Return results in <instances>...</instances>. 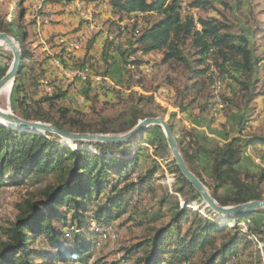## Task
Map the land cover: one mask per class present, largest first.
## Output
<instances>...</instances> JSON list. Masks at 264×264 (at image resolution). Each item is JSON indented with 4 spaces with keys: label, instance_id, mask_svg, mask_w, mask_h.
I'll return each instance as SVG.
<instances>
[{
    "label": "trees",
    "instance_id": "obj_1",
    "mask_svg": "<svg viewBox=\"0 0 264 264\" xmlns=\"http://www.w3.org/2000/svg\"><path fill=\"white\" fill-rule=\"evenodd\" d=\"M107 4L110 12L116 16L111 23L115 36L103 44L99 62L90 63L89 58L87 67L84 68L82 64L80 71H94V75L107 77L115 68L117 58L122 67L124 64H142L141 61H127V52L141 56L160 52L162 64L173 63L188 72L186 80L189 85L185 86L184 91L185 94L193 92L194 98L190 103L195 102L205 84L212 87L216 77L236 84L243 101L235 106L241 112L236 124L242 131L246 109L259 96L253 90V83L260 67V60L250 49V40L242 31L236 27L237 31L233 32L231 25L224 24L217 17L194 18L182 14L181 0H107ZM188 4L194 9L214 8L209 0H190ZM149 13L159 15V19L140 32L134 21L122 22L124 18ZM127 32L130 39L125 41L126 50H123L117 38L127 36ZM0 33L11 36L21 51L20 70L11 88L12 109L19 118L51 124L67 132L104 135L126 133L138 121L155 117L132 108L117 119L92 124L86 122L81 113L66 105V90L53 86L51 91H43L41 81L45 78L44 64L47 58L31 59L25 48V35L14 13L7 21L0 16ZM94 40L89 41L87 52ZM186 45H189V49L185 54ZM8 67L9 64L0 67V78ZM100 67L102 71L98 72ZM122 67L120 65L118 69L120 80H123ZM83 84L87 88L82 93H86L90 82L86 80ZM215 96L214 93L209 95V101ZM188 106L189 103L183 107L179 104L177 108L182 112ZM172 116L169 115L170 119ZM168 124L175 136L173 125L169 121ZM175 140L186 166L218 205L229 207L264 200V172L252 174L237 168L249 147L264 146V135L245 139L242 136L226 138L221 144L212 143L204 136L198 140L195 135L185 146L176 136ZM143 144L153 148L156 158H162L168 152L165 138L158 127H149L124 143H75L76 148L71 149L54 135L17 131L0 125V186L18 187L29 183L41 186L37 198L16 205L18 214L15 220L3 229L0 264H53L54 260L65 264H84L87 250H91L99 230L109 227L112 221L127 213L126 220L134 221L136 225L147 219V211L139 212L138 219L132 217L137 209L132 205L131 198L149 187L150 180L159 169L156 159L150 158L149 167L143 175L128 181L131 173L138 168ZM171 163L181 184L187 186L192 194L191 200L200 199L181 175L174 159ZM197 168H200L199 171H196ZM204 177L209 183L205 182ZM119 184L122 185L118 187ZM177 193L181 194L182 191L178 190ZM204 209L206 215L202 216L176 204L169 223L157 229L150 239L126 249L124 260H130L140 252L133 264H167L168 260L171 263L190 264L193 256L199 252L203 257L198 264H222L235 256L241 243L248 244L251 237L261 234L254 217L262 215V210L232 217L226 220L231 227L226 228L217 215L207 210L206 206ZM190 215L192 221L188 220ZM160 217L157 211L149 218L157 220ZM186 222L187 227L182 231L181 227ZM249 222L254 223L253 227H240ZM56 223L62 225L61 230L57 229ZM82 234L88 249L82 250V240L77 239ZM73 237L79 247L68 249L65 243L73 240ZM39 240H44L51 251L33 249L32 246Z\"/></svg>",
    "mask_w": 264,
    "mask_h": 264
},
{
    "label": "rangeland",
    "instance_id": "obj_2",
    "mask_svg": "<svg viewBox=\"0 0 264 264\" xmlns=\"http://www.w3.org/2000/svg\"><path fill=\"white\" fill-rule=\"evenodd\" d=\"M189 1L181 0L182 14H189L194 18L217 17L224 24L231 25L233 32L237 31V27L239 31H242L249 38V47L254 52L255 57L260 60L259 71L253 83V90L259 96L246 109L241 128L242 131H240V128L236 124L237 117L241 112L235 106H239L243 102L236 84L230 80H222L216 77L213 86L211 87L205 84L200 95L195 98V102L190 103L194 98V94L193 92L185 94L184 91L185 86L189 85L186 80V77L189 75L188 72L183 67H179L173 63L162 64V55L160 52H152L146 56H141L139 53L130 54L127 52L125 56L127 61H141L142 64L140 66L124 64L122 67V63L117 58L115 68L108 73L107 77L99 76V74L94 76V71H92L93 78L88 79L90 82L89 90L86 93L80 94L78 101L68 98V101L66 100L65 102L66 105L81 113L83 120L90 124L99 123L101 120L117 119L127 110L135 108L147 116L154 115L167 121V123L169 121L173 125L175 136L182 141V146H185V143L190 140V137L195 135L192 132L193 129L191 126L184 122L189 116L190 118L196 119L198 123L206 125V131L203 130L204 133L199 137H207L212 143L220 144L224 141L223 139H230L236 136H242L245 139L253 135H264V0H209L214 6L213 10L191 8L188 4ZM24 2L25 0H0V16L5 18L13 13L17 16L19 25L23 27L21 28L23 29L22 32L24 33L25 31L27 39L25 48L31 55L33 61L39 60L43 56L42 52H40V47L43 45L42 41L45 42L40 31L42 24H40L39 28L35 27L32 29L29 27L30 25L27 24V19L20 16L21 11L23 13L27 11V7L23 6ZM40 17L42 18V16ZM158 19L159 15L154 13H149L144 16L137 14L134 18L132 16L131 18H124L123 22L134 21L133 23L140 32L145 26L156 22ZM113 29L114 27L111 26L109 20L96 18L94 30L90 36L102 37L104 33L111 31L110 37L113 38L115 36ZM52 36L55 37L54 34ZM117 39L124 50L126 48L125 41L130 39V35L127 32V36H119ZM48 40L49 38L46 39V41ZM188 49L189 45H186L184 47L185 54L188 52ZM90 50L94 56L98 55L99 60L100 52L97 42ZM0 55L3 57L1 67L5 64L10 65L11 61L9 60L10 58L12 60V56L9 49L0 47ZM74 56L73 54L69 55L67 59L71 60ZM120 65L122 67L121 69H123V80L119 78L118 69ZM101 71L102 67L98 69V72ZM97 78H106L109 81L104 82L97 80ZM42 87L44 92H48L47 89L50 87V84H43ZM213 87L214 90L212 89ZM44 92L41 91V93ZM11 93L12 90H10L7 99L0 98V109L6 110L9 100L11 112L18 116L12 109ZM212 93H214V96L216 95V98L209 101L210 98L208 96ZM220 95L224 99L223 102ZM188 103L189 106L186 111L181 112L177 108L179 104L183 107ZM44 107L46 108V105ZM171 114L174 116L170 119L169 115ZM205 133L211 135L210 138ZM120 134L122 133H110L108 135ZM211 141L208 143H211ZM75 148L73 146L71 149ZM141 148L143 149V154L139 158L138 168L131 173L128 181L135 180L138 175H143L149 167L150 158H155L159 164L158 172L150 180L149 187L131 198L132 205L137 209L136 212L132 213V217L138 219L139 212L142 211H147L148 217L141 224H138V226L136 222L126 220L128 217L127 213L119 219L112 221L109 227L99 230V235L95 236L96 241L91 246L93 249L87 250L86 254L88 256L84 264H112L114 262L119 264H133L134 259L138 258L141 253H136L130 260H124V251L132 245L150 239L157 229L166 226L170 221L171 213L174 212L176 204L180 208H186L192 213L196 212L202 216L206 215L204 209L205 204L201 198L192 201V194L188 187L181 184L174 166L171 163L173 158L169 149L164 157L156 158L153 156L154 153L151 146L143 144ZM245 152L242 162L237 168L252 174H258L260 171L264 172V146H251ZM202 163L205 165V162L202 161ZM199 167L202 166L199 165ZM199 169L197 168L196 171H199ZM204 180L206 183H209V180L205 177ZM121 185L119 184L118 187ZM40 189L41 186L38 183L23 184L18 187L0 186V241L4 239L3 229L12 223L18 214L16 205L22 201L37 198ZM178 190H181L182 193H177ZM186 203L187 205L185 206ZM157 211L160 212L162 217L157 220H151L149 217ZM262 212V215H256L254 217L257 223L256 225L260 227L261 234L256 235L255 238L251 237L248 240V244L241 243L237 248L235 256L223 262L224 264H264V210ZM68 215L70 217V214ZM188 220L192 221V215L188 217ZM221 220L225 221L223 218ZM187 222L181 227L182 231L186 229ZM224 224L226 228L231 227L228 221H225ZM253 224L249 222L241 224L240 227L243 229L247 226L253 227ZM55 226L58 230L62 229L61 224L56 223ZM77 239L82 240V250L88 249V245L84 241V234ZM65 246L68 249L79 247L74 243V237L73 240L65 243ZM32 247L43 252L51 251L44 240L37 241ZM202 257L197 252L191 259L190 264H198L199 259ZM167 262V264H179L176 262L171 263L170 260ZM53 264L65 263L54 260Z\"/></svg>",
    "mask_w": 264,
    "mask_h": 264
},
{
    "label": "crops",
    "instance_id": "obj_3",
    "mask_svg": "<svg viewBox=\"0 0 264 264\" xmlns=\"http://www.w3.org/2000/svg\"><path fill=\"white\" fill-rule=\"evenodd\" d=\"M23 6L27 7V11L25 13L21 11L20 16L27 19V24L32 29L36 27L35 24L33 25L36 14L42 16L43 19L40 31L45 42L42 41L43 45L40 47V52L43 54L42 57L47 58V60L44 64L46 71L45 78L41 81V84H50V87L47 89L48 91H51L53 86L60 87L67 91V101L68 98L78 101L80 99L79 95L87 87L74 75L73 71L79 70L82 64L86 68L87 59L89 58L90 63L99 62L98 55L94 56L91 50L87 52V46L91 39L95 38L92 47L97 42L99 52L101 53L103 44L107 39L111 38V31L104 33L102 37L90 36L94 30L96 18L109 20L110 23L116 20V16L110 12L107 0H43L42 3L39 0H25ZM38 7L40 9L36 11ZM9 17L6 16L4 20H8ZM20 28H23L22 25ZM21 30L23 31V29ZM47 38H49L48 41H46ZM75 41H80V47L74 50L71 45ZM25 44H27L26 35ZM72 54L75 56L71 60H68L67 58ZM75 94L78 95L76 96ZM184 122L191 126L193 134L200 140L199 136H202L204 131H206V126L190 117ZM205 134L210 138L211 135ZM223 140L222 143L225 142V139ZM249 149L250 147L247 151ZM203 160L204 158H202Z\"/></svg>",
    "mask_w": 264,
    "mask_h": 264
},
{
    "label": "water",
    "instance_id": "obj_4",
    "mask_svg": "<svg viewBox=\"0 0 264 264\" xmlns=\"http://www.w3.org/2000/svg\"><path fill=\"white\" fill-rule=\"evenodd\" d=\"M0 43L5 45L9 49L12 60L11 63L3 75L0 78V90L8 84H14L16 76L19 73L22 56L18 44L14 39L6 33H0ZM2 47V46H0ZM0 125L17 131H29L37 132L39 134H50L58 137L62 143L68 144L70 148L76 147L75 143H102V144H119L132 140L135 136L142 133L149 127L160 128L167 147L171 153L175 164L180 171L181 175L190 183L192 188L198 193L202 202L206 208L213 214L217 215L220 219L223 218L225 221L236 217L244 213H253L258 210H264V200L250 201L244 204L222 207L218 205L215 200L211 197L207 188L200 182V180L188 169L186 166L176 143L175 137L172 130L167 123L160 117H148L137 122V124L128 132L120 135H108V134H92V133H72L57 129L51 124L26 121L11 112L9 100L7 103L6 110L0 109ZM223 221V222H225Z\"/></svg>",
    "mask_w": 264,
    "mask_h": 264
},
{
    "label": "built area",
    "instance_id": "obj_5",
    "mask_svg": "<svg viewBox=\"0 0 264 264\" xmlns=\"http://www.w3.org/2000/svg\"><path fill=\"white\" fill-rule=\"evenodd\" d=\"M183 1V0H182ZM40 3L43 2V0H39ZM39 7L36 9V11H39ZM42 18L36 14L35 16V24H36V27L39 28L40 24L42 23ZM72 49H79L80 47V41H75L72 45H71ZM2 62H3V57L0 55V67L2 66ZM74 72V75L76 77H78L80 80L82 81H86L90 78H93L92 75L86 70V71H80V70H75L73 71ZM97 80H102L104 82H108L109 80L106 79V78H97Z\"/></svg>",
    "mask_w": 264,
    "mask_h": 264
},
{
    "label": "bare ground",
    "instance_id": "obj_6",
    "mask_svg": "<svg viewBox=\"0 0 264 264\" xmlns=\"http://www.w3.org/2000/svg\"><path fill=\"white\" fill-rule=\"evenodd\" d=\"M0 46L5 47V45H3L1 43H0ZM11 87H12V84L10 83V84L6 85L3 89H1L0 90V98H4V99L6 98L7 99L8 95L10 93Z\"/></svg>",
    "mask_w": 264,
    "mask_h": 264
}]
</instances>
